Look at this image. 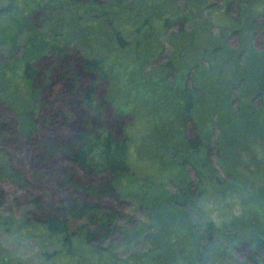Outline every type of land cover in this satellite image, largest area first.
<instances>
[{"label":"rangeland","instance_id":"1","mask_svg":"<svg viewBox=\"0 0 264 264\" xmlns=\"http://www.w3.org/2000/svg\"><path fill=\"white\" fill-rule=\"evenodd\" d=\"M212 1L0 0V7L9 8L0 14V149L50 200L80 192L67 184L72 171L59 155L47 158L41 141L67 140L77 130L107 128L115 136L123 131L128 171L117 178L121 198L110 194L101 200L125 213L123 233L111 237L106 254L127 264L133 255L148 258L150 241L161 245L166 262L189 256L204 261L217 251L243 263L246 241L264 238V33L252 35L251 28L252 19L264 13V0H243L239 24L224 12L226 0L204 11ZM179 19L184 24L178 32ZM70 50L102 60L108 81L99 84L96 96L105 93L109 104L99 103L100 114L78 98L96 75L78 67L72 70L77 81L71 76L60 83V57ZM24 59L38 67L39 88L22 78ZM71 86L66 103L72 113L64 116L73 129L69 134L60 94ZM185 87L200 137L206 142L211 131L217 137L218 152L206 162L202 150L189 154L183 148L177 113L183 109L178 92ZM48 109L61 122L49 129L42 122ZM185 156L197 165V175L209 172L197 197L184 195L196 175L177 165ZM41 169H54L55 179L48 181L49 173L37 179ZM0 189L6 193L0 214L12 218L10 234L0 229V264H77L97 256L78 236L68 245L61 236L40 240L30 227L16 229L35 212L21 190L8 182H0ZM210 221L211 234L202 227ZM75 222L68 225L73 233L83 224ZM43 252L55 255L43 258Z\"/></svg>","mask_w":264,"mask_h":264},{"label":"trees","instance_id":"2","mask_svg":"<svg viewBox=\"0 0 264 264\" xmlns=\"http://www.w3.org/2000/svg\"><path fill=\"white\" fill-rule=\"evenodd\" d=\"M77 1V0H75ZM212 1V0H211ZM222 3V0H214L210 4L203 7L204 11L210 10L215 7L218 2ZM226 5L224 7V12L234 23L239 24L241 18V6L243 0H226ZM9 8L0 7V14H4ZM179 23L176 25L177 31H183L184 21L178 20ZM167 23L164 20L163 26ZM252 35L256 33V30H260L264 33V13L258 14L251 21ZM236 29L230 32V37L235 36ZM115 38L121 44L123 40L117 31H114ZM228 43V40H227ZM42 47H44L47 42L40 41ZM102 60L96 57H87L80 51H75L71 53V50L64 53L60 57V83L66 82L69 77H73L74 80L78 79L75 73L72 72L73 69L80 68L84 73L96 75L97 79L87 80L86 88L81 91L80 102L89 109H94L96 114H100L101 109L99 106L102 103L103 106L109 104L108 97L103 93L96 96L99 84L107 82V76L102 72L103 64ZM170 66V61L166 63ZM38 67L28 60L24 59L22 63V78L26 80L31 79V88H39L41 80L37 78L36 73ZM72 81V80H71ZM77 81V80H76ZM74 87H69L64 90L62 98H57V100L62 99L64 101V106L62 115L63 117L67 114L72 113L68 110L66 98L70 97V93ZM179 98L183 102V109L177 113L179 116V124L182 127L183 138L185 139V148L189 154H196L198 151L202 150L204 161L209 159L210 154H217L218 149L216 148L217 137L211 131L207 136L206 142L200 137L197 127L195 125L194 118L192 116L193 111V101L192 95L187 87L182 88L178 92ZM61 101V100H60ZM99 104L98 106H96ZM62 125L66 124V133H71L72 126L68 124V120L65 119ZM43 124L47 129L54 128L60 125L61 122L53 115L52 110L48 109V112L42 119ZM62 127V126H61ZM63 126V128H65ZM192 129L189 134V128ZM95 129V128H94ZM34 129L27 133V137H30ZM42 149L45 151L47 158L52 155H59L61 162L63 161L67 169L71 170L70 175L67 176V184H70L73 188L79 190L80 194L74 196H63L59 197L57 194H53L50 200L46 199L45 191L42 194L36 189L34 185L26 178L22 168L14 163V160L10 155L0 149V182H8L17 191L21 190L23 196H27V203L32 206L34 214L29 218H25L16 229H20V226L24 228L30 227L31 234H35L32 231H38L37 236L44 238L45 235L48 237H58L61 236L68 245L71 244L70 241L72 237L78 236V241H83L85 244H90L93 251L97 254L96 257L92 259H78L77 264H127L126 260H120L118 257L112 254H106L110 246L109 241L112 236L122 234V224L126 218L125 213L122 211L121 207L112 206L111 204L104 203L101 198L108 196L110 194L116 195L121 198L120 192L118 191L117 178L121 174H125L128 171V165L125 162L126 148L128 146V141L126 134L121 131L118 135H114L110 129L105 128L102 131H86L77 130L73 132L72 136L67 140L57 141H41L40 143ZM203 161V162H204ZM177 165L185 168L188 173L196 174L189 180L188 188L184 195L188 197H197L199 194L196 191L199 182L202 179H208L209 172L200 171L206 163H200V172H195L196 166L190 161L186 156L177 161ZM74 169L78 172L74 173ZM49 175L48 181L54 180V169L50 172L40 171L37 172V179L44 180L46 174ZM189 174V175H190ZM104 176H108L107 182L104 184L100 183V179ZM86 179H92L93 182L96 180V184L89 183ZM58 189L63 188V182L60 181ZM160 188V187H159ZM162 191V190H159ZM164 193V191H162ZM161 192V193H162ZM163 195H166L165 193ZM25 198V197H24ZM166 201L169 204L175 202V198L171 195L166 196ZM6 199V193L0 189V205ZM193 202V201H192ZM192 202L190 205H192ZM168 204V206H169ZM141 207V205L138 204ZM163 207V206H162ZM167 208V207H165ZM164 208V209H165ZM171 208V207H170ZM70 221H80L83 224L77 226L76 233L70 231L69 222ZM129 222V221H128ZM157 222V221H156ZM11 223L12 218L2 217L0 214V229L6 234L11 233ZM76 223V222H75ZM158 226L160 225L159 222ZM203 229L209 234L214 230L212 222H205L202 225ZM153 237V236H152ZM154 238V237H153ZM76 241V240H75ZM149 252L150 256L148 258H141L140 256L129 257L132 260L131 264H146V262H155L156 264H264V238L256 237L253 240H247V254L243 263L238 260H233L232 258L222 255L221 253L215 251L211 256L207 257L204 261L198 260L192 257L186 259L174 258L173 261L164 260L165 254L161 248V245L153 244ZM159 245V246H158ZM55 255L54 253L48 254V252H43L41 255L43 258H49ZM163 259V260H162ZM193 259V260H192Z\"/></svg>","mask_w":264,"mask_h":264}]
</instances>
